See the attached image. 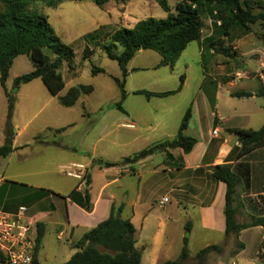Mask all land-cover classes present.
Listing matches in <instances>:
<instances>
[{
    "label": "crops",
    "instance_id": "obj_1",
    "mask_svg": "<svg viewBox=\"0 0 264 264\" xmlns=\"http://www.w3.org/2000/svg\"><path fill=\"white\" fill-rule=\"evenodd\" d=\"M113 1L116 3V0ZM119 1L125 10L120 12L111 7L116 10L113 14L107 7L108 16L116 15L126 24L131 23L129 27H133L140 19L129 21L130 0ZM111 5H114L113 2ZM208 22H211L210 18ZM106 23L103 20L97 22L93 30ZM208 24L209 27L204 23L201 38L187 45L174 67L161 66V54L152 49L139 50L128 62L124 82L126 96L121 101L120 110L127 115L125 124L128 129L120 137L119 146L123 149L121 156H118L120 159L106 156L111 152L109 149H112V145L117 143L115 139L105 138L107 149L100 150L96 145L88 146L84 142L74 147L57 137L49 138V130L53 136L65 133V127L73 125L68 112L59 108L60 105L64 106L60 97L78 84L66 88L65 82L64 88L57 95L47 93L49 89L40 77L20 86L17 92L19 97H14L21 110L17 118L11 117L15 149L9 155L0 157V206L11 212L22 205L26 206V216L34 223L35 234L38 223L43 225L44 234L36 254L38 264H46L59 255L64 257L61 259L69 260L78 251L76 244L81 237L106 220L113 206L117 209L120 205H123L121 217L129 219L136 229V247L142 249V264H156L178 258L188 223L191 228L190 260H194L204 247L221 245L220 252L208 254L205 264H223L221 256L230 258L231 264H264V226H249L238 234L226 235L224 210L227 186L213 175L215 166L222 164H229L235 172L237 186L233 206L238 224H249L264 217V144L242 155L241 143L231 130L259 129L264 126V105L258 101L264 97L255 94L260 86L255 81L249 89L237 88L240 83L238 79L227 77L229 71L223 55L212 46L213 43L217 46L214 27L212 23ZM22 55L15 58L5 87L0 84V145L6 140L9 109L6 92H10V83L18 76L15 74L12 78L11 72L17 58ZM147 65H152L156 71L163 67L169 68L170 73L167 72L166 76L160 72L156 77H161L162 83L172 81L171 85H174L148 91L175 90L180 84L181 75H184L182 89L167 96H146L141 92L146 90L144 82L140 78L134 79L133 74L150 70ZM179 67L181 71L178 80L174 82L171 72ZM76 68L71 69L73 75L79 71ZM257 75L264 85V69H258L254 78ZM84 85L93 86L92 92L82 94L75 104L66 108L78 102L85 106L83 99L94 95L95 86ZM27 89L32 94H25ZM242 91H250L253 95H236ZM134 95H142L147 104L158 100L154 107L160 109L151 107L143 110L142 99H138L140 105L137 104L138 100H130ZM248 99L252 102V108L244 109L242 105ZM48 105L59 112L55 118L59 119L56 122L60 124H55L54 119L49 120L50 115L54 118L53 113L49 115V110L34 122ZM189 107L191 116L184 134L194 137L196 143L186 153L181 147L175 146L173 141L177 138L181 121ZM23 115L30 118L23 120ZM89 133L88 129L82 137L87 138ZM163 142L169 143L166 151L154 153L135 163H122L125 158ZM113 163L116 165H111ZM85 172L91 179L89 192L92 208L89 211L69 196L77 185L78 192L82 193L86 189V181L81 178ZM97 173L102 174L104 181L98 191L94 192ZM131 178H135V182ZM117 183L123 194L122 201L111 188ZM164 190L167 194L160 195ZM164 197H168L169 201L162 203ZM158 206L162 212L156 211ZM197 237L200 239L198 243ZM240 244L243 246L240 247Z\"/></svg>",
    "mask_w": 264,
    "mask_h": 264
},
{
    "label": "trees",
    "instance_id": "obj_2",
    "mask_svg": "<svg viewBox=\"0 0 264 264\" xmlns=\"http://www.w3.org/2000/svg\"><path fill=\"white\" fill-rule=\"evenodd\" d=\"M67 0H0L3 9H0V84L5 87L10 74V69L14 60L19 55H27L32 61L34 68L24 74L18 75L14 79L12 90L6 92L9 101V111L6 124V140L0 145V157L9 155L15 148L13 147L14 127L11 123V110L14 106V93L18 91L21 84L30 82L40 77L50 93L57 95L65 86L62 68L65 63L72 68L75 58L74 49L63 42L56 33L54 27L49 22L48 15L32 8L35 2H43L51 8L58 7ZM82 1V0H73ZM94 3L103 8L109 0H93ZM158 4L167 12L165 18H156L148 16L140 19L133 27H119L107 32L106 42L97 41L105 25L84 35V39L94 40L95 44L103 50L107 56L117 61L122 70L123 78L114 77V80L120 87L121 100L115 105L122 110L121 101L126 96L124 82L127 76V64L141 49H152L159 52L162 56L160 65H169L174 67L176 61L185 50L187 45L201 38L203 19L202 10L215 4L218 8L219 16L222 17L220 29L225 34L229 29L235 26L246 27L248 24L256 23L262 19L261 13H254L253 7L247 0H181L176 3L175 10L172 11L168 0H156ZM218 53H224L225 50L219 49L212 44ZM94 53V48L88 44L82 51V59L90 58ZM94 74L105 72V69L93 66ZM184 75L180 77L179 86L172 91L151 92L143 90L146 96H167L176 93L182 89ZM93 86L78 84L69 88L65 95L60 97V102L64 106H72L82 94H89ZM264 97V85L260 83L255 93ZM237 96H251L250 91L236 93ZM191 116L189 107L181 121L177 138L173 144L181 147L184 152L192 150L196 143L194 137L184 134ZM238 137L241 143L240 154H246L253 148L264 144V126L259 129H231ZM168 142L157 143L141 150L132 157H127L123 164L135 163L139 160L157 152L166 151ZM111 165H116L115 163ZM213 175L216 179L226 183V235L231 233L238 234L242 229L249 226L263 225L264 217L257 218L249 224H238L235 220L236 209L233 201L236 193L237 176L229 164L216 165ZM83 180L86 181V189L81 193L77 191L78 185L71 191L69 196L79 203L86 210H91V194L89 185L90 175L85 172ZM123 205L117 209L114 206L111 209L109 217L100 222L97 226L87 231L77 242L78 251L75 252L69 260L61 264H142V249L136 247V229L129 219L121 217ZM190 223L185 226L183 237V246L178 258L167 260L156 264H205L208 254L213 251L220 252L221 245H209L201 249L190 260L189 253V232ZM44 234L43 225L38 223L36 234V247L34 259L40 247ZM240 247L243 245L240 244ZM105 249V250H102Z\"/></svg>",
    "mask_w": 264,
    "mask_h": 264
},
{
    "label": "rangeland",
    "instance_id": "obj_3",
    "mask_svg": "<svg viewBox=\"0 0 264 264\" xmlns=\"http://www.w3.org/2000/svg\"><path fill=\"white\" fill-rule=\"evenodd\" d=\"M178 1L181 0H168L172 11L175 10V6ZM247 1L253 7L254 13H261L263 18L258 20L256 23L248 24L246 27L235 26L224 34L220 29L222 17L221 15L219 16V12L218 14L214 13V11H218L215 4L205 7L202 10L201 17L204 21L203 23H205L208 27L210 26L208 23H212L214 33L217 36V47H219L221 51L225 50L224 53L228 54V56H225V54L220 53L223 55L226 67H228L229 75L227 77H230L231 79H238L240 83L237 88L249 89L254 81L258 83V85L260 84L259 76L257 75L254 78V74H256L258 69H260V71L264 69V0ZM112 2L114 4L113 6L111 5ZM119 2V0H116V3L111 0L103 8L97 6L93 0H67L62 2L56 8L48 7L43 2H35L32 4V8L36 7L38 10L48 15L49 22L54 27L56 33L61 37L63 42L69 44L74 49L75 58L72 68H69L68 64H64L62 68L66 88L80 83L93 84L96 88L93 96H88L83 99L85 101V106H82V102H78L71 108H66L61 105L59 106L61 110L68 112L69 119L72 120L70 123H73V125L66 126L65 133H57L53 136L52 132L50 133L49 130L47 132L48 135H51L49 138L56 139L57 137L60 141L72 144L74 147H78L79 144H83L84 142L85 145L88 146L96 145L100 150H104L105 148L107 149L108 143L105 138L112 140L115 139L117 143L112 145V149H109L111 152L106 155L110 159L117 158L123 153L122 147L119 146L120 137L121 134L128 129L125 124L127 115L115 106V103L121 100V90L117 82L114 80V77L122 79V70L120 69L117 61L110 59L107 54L95 44L94 40H85L84 35L92 31L96 27L97 22H102L103 20L107 23L105 24V28L101 30L100 35L97 37V41L103 43L107 41V36L105 35L107 32L119 27L131 26V23H129V25L126 24L123 19H118L116 15H112L111 17L108 16L107 7L108 9H111L110 11H112L113 14L116 13V10L120 12L125 10ZM129 6L130 17H128V19H130V22L134 21L135 18L143 19L148 16L165 18L167 16V12L158 4L156 0H130ZM111 7L117 9L114 10V8ZM0 9H3L1 3ZM209 18L211 19V22H208ZM86 44L94 48L95 52L90 58L83 60L82 51ZM234 46H236V48H234ZM143 57L146 56L144 55ZM142 60H146V62H148L147 59L142 58ZM93 66L103 67L107 71L94 74L92 72ZM147 66L151 69L146 72L143 71L133 74L134 79L140 78V80L144 82V88H146V91H148L147 89H162L174 86L171 85V83L173 84L172 81L162 83L161 77H156V74H160V72L166 76L167 72L170 73L169 68L163 67L159 71H156L152 69V65ZM33 68L34 65L32 61L26 55H22L17 58L11 72V77L14 78L16 76L15 74L21 75L29 72ZM75 68L79 71L73 75V71L71 69ZM199 70H197V73H200ZM180 71L181 67L174 72H171L174 75V82L178 80V73ZM13 83H10V91L12 90ZM17 92L18 91L14 93L16 98L17 96L19 97ZM24 93L32 94L28 91V89ZM47 93L50 95L49 90H47ZM34 94H38V92H35ZM138 99L143 100V105H141L143 110L151 107L152 109H160V107H154L158 104V100H154L151 104H147L144 102L145 100L142 95H134L130 98L132 101H136ZM15 100L14 106L11 110V117L13 116V118H17L18 112L21 110L20 104L15 103ZM248 101H250V99H248ZM258 101L264 105V98H259ZM139 102L140 101L138 100V105H140ZM247 102H245L242 107L244 109H251L252 102ZM48 110L49 115L53 113L54 116V118H52L50 115L49 120L54 119L55 122L58 121L59 119L56 118L59 115V112L55 110L52 105H48L41 111V113H39L34 122H36ZM21 118L23 120H28L30 116L25 117V115H23ZM62 122L64 121L62 120ZM60 123L61 122H56L55 124ZM88 129L90 130L88 137H82ZM84 138H86L85 141H83ZM118 158L120 159L121 157ZM103 181L104 178L102 174L97 173L95 175V185L93 188L94 192L98 191V188ZM131 181L135 182V178H131ZM111 188L117 193L118 199L122 201L123 194L119 184H113ZM163 194H167V191L164 190L160 192V195ZM156 208L158 213L162 212V209L159 206ZM197 238L198 239L196 240L198 243L200 239L199 237ZM63 242L67 243L66 240H63ZM73 249L74 248H72V250ZM60 257L64 258L59 255L56 259L47 261L46 264H61L68 260L61 259ZM221 259H223V264H231L230 258L221 256Z\"/></svg>",
    "mask_w": 264,
    "mask_h": 264
},
{
    "label": "built area",
    "instance_id": "obj_4",
    "mask_svg": "<svg viewBox=\"0 0 264 264\" xmlns=\"http://www.w3.org/2000/svg\"><path fill=\"white\" fill-rule=\"evenodd\" d=\"M168 201V197H164L161 202ZM26 213L27 207L23 205L14 212L0 206V264H33L36 234L34 223Z\"/></svg>",
    "mask_w": 264,
    "mask_h": 264
},
{
    "label": "water",
    "instance_id": "obj_5",
    "mask_svg": "<svg viewBox=\"0 0 264 264\" xmlns=\"http://www.w3.org/2000/svg\"><path fill=\"white\" fill-rule=\"evenodd\" d=\"M33 264H38L37 259H34V260H33Z\"/></svg>",
    "mask_w": 264,
    "mask_h": 264
}]
</instances>
